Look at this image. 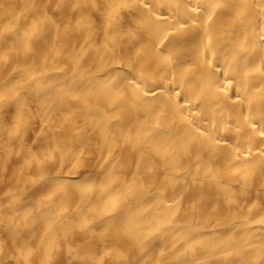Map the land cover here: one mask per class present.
Instances as JSON below:
<instances>
[{"label": "bare ground", "instance_id": "obj_1", "mask_svg": "<svg viewBox=\"0 0 264 264\" xmlns=\"http://www.w3.org/2000/svg\"><path fill=\"white\" fill-rule=\"evenodd\" d=\"M0 264H264V0H0Z\"/></svg>", "mask_w": 264, "mask_h": 264}]
</instances>
